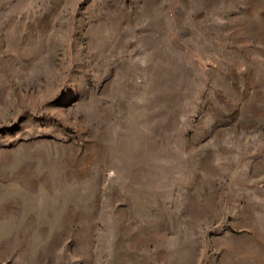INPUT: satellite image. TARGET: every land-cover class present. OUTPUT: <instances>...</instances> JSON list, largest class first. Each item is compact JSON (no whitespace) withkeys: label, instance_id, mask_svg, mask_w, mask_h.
Here are the masks:
<instances>
[{"label":"rangeland","instance_id":"obj_1","mask_svg":"<svg viewBox=\"0 0 264 264\" xmlns=\"http://www.w3.org/2000/svg\"><path fill=\"white\" fill-rule=\"evenodd\" d=\"M0 264H264V0H0Z\"/></svg>","mask_w":264,"mask_h":264}]
</instances>
